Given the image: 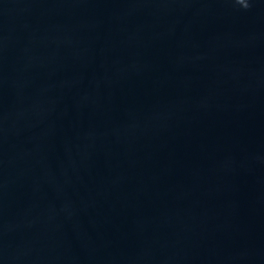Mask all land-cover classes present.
I'll use <instances>...</instances> for the list:
<instances>
[{
  "label": "water",
  "instance_id": "water-1",
  "mask_svg": "<svg viewBox=\"0 0 264 264\" xmlns=\"http://www.w3.org/2000/svg\"><path fill=\"white\" fill-rule=\"evenodd\" d=\"M0 264H264V0H0Z\"/></svg>",
  "mask_w": 264,
  "mask_h": 264
}]
</instances>
